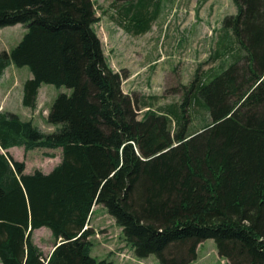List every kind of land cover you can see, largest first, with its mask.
<instances>
[{"label": "trees", "instance_id": "16d2710c", "mask_svg": "<svg viewBox=\"0 0 264 264\" xmlns=\"http://www.w3.org/2000/svg\"><path fill=\"white\" fill-rule=\"evenodd\" d=\"M119 2L128 27L146 33L147 0ZM233 2L222 29L243 56L213 76L196 73L179 105L159 113L144 105L138 119V101L106 61L91 0H0V28H25L0 53V78L10 65L30 71L22 106L35 109L44 84L72 90L49 109L51 133L0 112V264H111L91 256L94 206L138 259L192 264L213 240L228 264H264V0ZM190 106L210 119L195 132ZM15 147L61 149V161L49 174H26L8 153ZM41 228L55 240L47 256L32 240Z\"/></svg>", "mask_w": 264, "mask_h": 264}, {"label": "rangeland", "instance_id": "374dc122", "mask_svg": "<svg viewBox=\"0 0 264 264\" xmlns=\"http://www.w3.org/2000/svg\"><path fill=\"white\" fill-rule=\"evenodd\" d=\"M91 1L98 18L94 30L106 61L114 72L123 76V93L132 94L138 101L141 108L138 119L147 110L144 105L157 113L161 108L179 105L196 73L202 79L207 74L213 76L227 68L236 56H243L231 33L222 29L223 18L237 12L233 0H147L149 25L147 32L140 35L128 27L130 17L123 10L127 3ZM24 34L25 28L20 24L0 28V53L12 50ZM29 75L27 67L8 66L0 78V102H5L6 111L14 112L24 121H32L41 131L53 132L55 127L46 122L49 109L58 95H70L72 90L44 84L38 107L30 110L22 104L17 107ZM185 117L191 132L210 122L207 112L197 106L187 107ZM171 127L176 128L174 124ZM9 154L25 163L28 174L35 168L44 170L57 161L49 159L44 150L26 153L22 148H15ZM92 213L88 224L93 230L89 238L92 257L111 264H159L155 255L145 259L135 257L121 229L104 208H96ZM32 240L45 256L55 244L46 228L34 231ZM192 264H228V261L217 255L213 240H206L198 247L197 259Z\"/></svg>", "mask_w": 264, "mask_h": 264}, {"label": "crops", "instance_id": "0c3cea01", "mask_svg": "<svg viewBox=\"0 0 264 264\" xmlns=\"http://www.w3.org/2000/svg\"><path fill=\"white\" fill-rule=\"evenodd\" d=\"M24 27V26H23ZM31 78V74L29 75V77H28V79H30ZM40 89H41V87H40ZM40 89H39V91H38V96H37V105H36V107H38L39 106V98H40ZM18 104H17V102H16V106L18 107V105L19 104H22L21 103V100H22V95H20L19 96V98H18ZM24 109H28V110H30L29 108H25V107H23ZM0 112L1 113H3V112H6V113H14V112H9V111H6L5 110V102L3 101V102H0ZM33 123V122H32ZM34 124V123H33ZM37 127V126H36ZM38 128H40V127H38ZM55 129V128H54ZM45 133H51V132H45ZM16 148V147H15ZM15 148H11V149H9L8 150V153H9V151H11L12 149H15ZM44 150V152L47 154V157L49 158V159H56L57 161H55V162H53L52 164H51V166H49L48 168H46V169H40V168H35V170H39V171H41L43 174H49L59 163H60V161H61V149H56V150H48V149H43ZM34 171H32L31 173H33ZM25 173H26V165H25ZM26 174H28V173H26ZM101 206H94L93 207V209H92V211L94 210V209H96V208H100ZM103 208V207H102ZM93 214V213H92ZM92 214H91V216H92ZM91 216H90V218H91ZM89 224V223H88ZM87 227H88V225H87ZM41 229H44V228H41ZM40 230V229H39ZM51 233V232H50ZM53 250V249H52Z\"/></svg>", "mask_w": 264, "mask_h": 264}]
</instances>
